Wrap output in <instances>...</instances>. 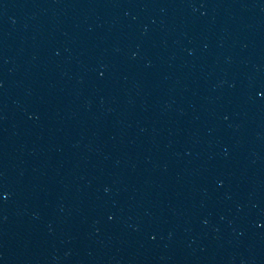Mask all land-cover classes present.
I'll list each match as a JSON object with an SVG mask.
<instances>
[{
  "label": "water",
  "instance_id": "water-1",
  "mask_svg": "<svg viewBox=\"0 0 264 264\" xmlns=\"http://www.w3.org/2000/svg\"><path fill=\"white\" fill-rule=\"evenodd\" d=\"M0 264H264V0H0Z\"/></svg>",
  "mask_w": 264,
  "mask_h": 264
}]
</instances>
